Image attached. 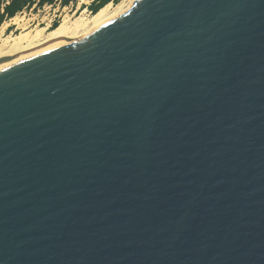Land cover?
Instances as JSON below:
<instances>
[{
  "label": "water",
  "instance_id": "1",
  "mask_svg": "<svg viewBox=\"0 0 264 264\" xmlns=\"http://www.w3.org/2000/svg\"><path fill=\"white\" fill-rule=\"evenodd\" d=\"M0 264H264V0H132L0 68Z\"/></svg>",
  "mask_w": 264,
  "mask_h": 264
},
{
  "label": "bare ground",
  "instance_id": "2",
  "mask_svg": "<svg viewBox=\"0 0 264 264\" xmlns=\"http://www.w3.org/2000/svg\"><path fill=\"white\" fill-rule=\"evenodd\" d=\"M87 1L79 0V3H86ZM131 2L132 0H120L115 4L107 2L95 13H91L88 19L82 17L83 14L85 15L82 7L79 16L65 15L54 28L38 27L33 30L6 35L3 38L4 46L1 45L0 47V68L85 37L106 20L125 11ZM5 27L3 25L0 28V37H2Z\"/></svg>",
  "mask_w": 264,
  "mask_h": 264
},
{
  "label": "rangeland",
  "instance_id": "3",
  "mask_svg": "<svg viewBox=\"0 0 264 264\" xmlns=\"http://www.w3.org/2000/svg\"><path fill=\"white\" fill-rule=\"evenodd\" d=\"M119 1L120 0H118V2ZM110 2H112V4H115V2L113 1H110ZM49 4L50 3H43L42 5H39L37 3L35 7L31 10H30L31 5H30L23 12L14 15L15 17L11 21L5 20L3 22L2 20L0 22V28H2L3 25H5L6 27L3 31L2 37H0L1 38L0 47L1 45L2 47L4 46L3 38L8 34L12 35V34L19 33L21 31H29V30H33L34 28L45 27L51 22L52 18L53 19L57 18V16L60 22L65 15L74 17L75 15L79 16L81 14V9L78 10L76 13L74 12L75 5H76L75 1H74V6L72 7L71 10H68V8L62 10V7H63L62 3H61L62 5L60 4L59 8H57L55 4L51 7H48ZM90 15L85 16L83 14L82 17L88 19Z\"/></svg>",
  "mask_w": 264,
  "mask_h": 264
},
{
  "label": "trees",
  "instance_id": "4",
  "mask_svg": "<svg viewBox=\"0 0 264 264\" xmlns=\"http://www.w3.org/2000/svg\"><path fill=\"white\" fill-rule=\"evenodd\" d=\"M38 2L39 5H42L43 3H52L54 0H10L9 4H7L4 7L3 13L0 14V22L3 20L5 16L12 17L14 16L18 11H20L24 6H30L34 2ZM70 1L75 0H61V3L63 5L68 4ZM118 2V0H93L90 5L88 6L91 13H95L99 8H101L104 4L107 2ZM57 23L54 22L51 26V28L56 27Z\"/></svg>",
  "mask_w": 264,
  "mask_h": 264
},
{
  "label": "built area",
  "instance_id": "5",
  "mask_svg": "<svg viewBox=\"0 0 264 264\" xmlns=\"http://www.w3.org/2000/svg\"><path fill=\"white\" fill-rule=\"evenodd\" d=\"M92 1H93V0H89V1H87L86 3H83V2L79 3V0H75L76 5H75V11H74V12L76 13L78 10H80V8L83 7V10L85 11V15H90L91 11H90V9H89L88 6L90 5V2H92ZM9 2H10V0H0V14L3 13V11H4V7H5L7 4H9ZM37 3H38L37 1L34 2V3H32V4H31V7H30V10L33 9ZM54 4L56 5L57 8H59V7H60V4H61V0H54L52 3H50V4L48 5V7H51V6H53ZM78 4H79V5H78ZM44 5H46V4H44ZM61 5H62V4H61ZM73 6H74V1H70L67 5H66V4L63 5L62 10H63V9H66V8H68V10H71ZM27 7H28V6H24V7H23L20 11H18L16 14H19V13L23 12ZM45 7H46V6H45ZM16 14H15V15H16ZM14 17H15V16H12V17H7V16H5V17L3 18V22H4L5 20L11 21ZM54 22H56L57 24L59 23L58 16H57V18H54V19L52 18L51 22H50L48 25H46L47 28H51V26H52V24H53Z\"/></svg>",
  "mask_w": 264,
  "mask_h": 264
}]
</instances>
